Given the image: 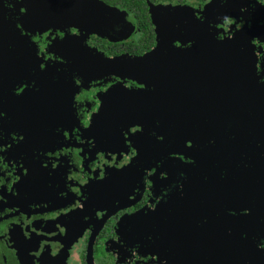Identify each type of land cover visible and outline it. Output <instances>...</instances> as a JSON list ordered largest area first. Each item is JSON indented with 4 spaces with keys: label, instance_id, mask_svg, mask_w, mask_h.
Here are the masks:
<instances>
[{
    "label": "flooded vegetation",
    "instance_id": "obj_1",
    "mask_svg": "<svg viewBox=\"0 0 264 264\" xmlns=\"http://www.w3.org/2000/svg\"><path fill=\"white\" fill-rule=\"evenodd\" d=\"M257 96L264 0H0V264H264Z\"/></svg>",
    "mask_w": 264,
    "mask_h": 264
},
{
    "label": "water",
    "instance_id": "obj_2",
    "mask_svg": "<svg viewBox=\"0 0 264 264\" xmlns=\"http://www.w3.org/2000/svg\"><path fill=\"white\" fill-rule=\"evenodd\" d=\"M256 99L258 100L259 104H262L264 102L259 96H257ZM240 100L241 99L232 101L230 102V104L227 103L226 111H219L215 114H204V120H202V122H205L206 124L214 122L216 124V122L236 121L237 123H243L247 121L256 122L257 120H259L258 118L261 115L260 112H252V115H249L245 112V110L239 111ZM213 148L214 146H212V151L210 154L213 153ZM251 153L249 151H246L244 145H239L236 152L237 157L235 159L231 158V161L233 160V166L230 170L237 171L236 177L234 176V174L230 175L229 172H227V175L220 174V176L226 177L225 179L227 180V184L229 183V178L231 177L232 181L236 180V185L238 187H241L243 189H245L246 187H250L252 192L251 198L242 197L243 202H252L253 204L250 206H256L258 208L264 209V191H262V189L264 190V159L261 158L264 152L259 149L252 150ZM248 155L251 156V158ZM208 158L209 159L204 160L205 164H207L208 162H212L209 160L214 157L211 155ZM227 158L221 159L220 164L221 166L223 165V167H221L220 170H229L228 163L225 162L230 161L227 160ZM206 169H208L209 171H216L218 167L217 165H211L206 166ZM246 171H252V173H247V176H245ZM222 194L225 193L222 192ZM244 195L245 191H243V196Z\"/></svg>",
    "mask_w": 264,
    "mask_h": 264
},
{
    "label": "trees",
    "instance_id": "obj_3",
    "mask_svg": "<svg viewBox=\"0 0 264 264\" xmlns=\"http://www.w3.org/2000/svg\"><path fill=\"white\" fill-rule=\"evenodd\" d=\"M128 1H130V0H126V3H127Z\"/></svg>",
    "mask_w": 264,
    "mask_h": 264
}]
</instances>
